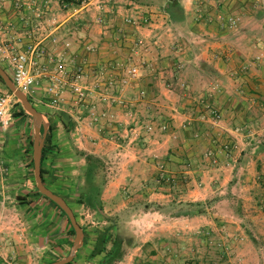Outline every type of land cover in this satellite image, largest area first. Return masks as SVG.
<instances>
[{"label":"crops","instance_id":"crops-1","mask_svg":"<svg viewBox=\"0 0 264 264\" xmlns=\"http://www.w3.org/2000/svg\"><path fill=\"white\" fill-rule=\"evenodd\" d=\"M103 1L106 4L91 0L77 5L53 30L55 36L63 35L74 57L94 73L100 63L129 52L125 49L129 42L115 39L111 26L120 29L126 17L150 19L137 31L123 27L129 30L130 41L141 36L145 40L146 49L138 56L144 64L140 85L148 91L144 109L140 113L111 111L113 105L108 111L110 122L120 126L137 117L155 125L166 122L168 131L136 135L137 130L121 126L115 130L118 135L109 137L70 135L67 140L50 135L42 169L44 165L47 169L60 166L51 163L53 157L63 162L61 155L70 150L66 170L80 180L74 183L83 199L104 208L98 209L101 215H133L139 200L159 206L171 199L213 200L223 208L208 214L209 230L230 228L222 214L236 217L238 230L257 238L256 242L251 239L249 247L264 264V65L255 60L264 57V0H256L262 9L249 3L253 0H214L204 6L193 0H157L158 4L153 0L144 5L137 0ZM170 17L175 19L170 21ZM97 18H103V25ZM242 67L247 72L241 73ZM208 150L214 152L217 165L202 160ZM92 163L100 180L90 179ZM158 163L190 180L171 181L179 189H170L169 181L160 180ZM145 209L141 214L150 221L147 226L156 227V220L164 217L162 209L159 213ZM216 217L223 220L215 223ZM198 218L191 217V224L198 223ZM44 230L42 238L47 240L43 246H51V234L61 231L63 243L67 242L65 224L46 225Z\"/></svg>","mask_w":264,"mask_h":264},{"label":"rangeland","instance_id":"rangeland-1","mask_svg":"<svg viewBox=\"0 0 264 264\" xmlns=\"http://www.w3.org/2000/svg\"><path fill=\"white\" fill-rule=\"evenodd\" d=\"M89 1L91 0H39L38 5L32 7L35 0H0V67L10 79L12 71L8 65V58L19 52L26 53L29 58H32V63L35 64L32 66L33 73L38 68H45L46 73L54 70L57 59L62 64H67L71 57L75 59L63 35L55 36L53 30L68 18L77 5L82 6ZM97 1L98 5L106 4L103 0ZM152 1L137 0L141 5ZM212 1L214 0H193L194 3L200 2L203 6ZM253 1L249 3L262 9L260 3ZM154 3L158 4L160 1L154 0ZM164 3L160 4V13L165 8L162 6ZM262 13L264 15V12ZM174 17H170L169 20L173 21ZM97 19L103 21V18ZM127 19H133L134 25H127L125 23ZM142 19H147V23L150 20L141 16L126 17L123 23L129 29L137 31L139 27L145 25ZM232 23L231 27L234 26L233 20ZM70 25L74 26L75 22L74 24L70 22ZM124 25H120V29L117 30L111 26L109 31H112V35H116L115 39L125 44L129 42V46H125V49L129 51L131 45L128 39L129 30L123 28ZM128 53L125 57L118 55L110 60L124 61ZM75 61L78 64L81 59ZM69 68L71 67L68 66ZM69 70L68 75L71 76L74 71ZM93 75L94 73L89 72L88 78L85 79L87 87L92 89L85 103L76 100L69 91L63 90L60 102L51 106L46 93L47 83L43 77L39 80L35 90L27 95L28 101L44 116V121L48 126L52 121L51 133L49 134L47 129L43 147L50 146L49 135H56L58 138L67 140L70 135H86L87 137L108 135L109 137V135H118L116 131L120 130L121 126L123 130L128 129L126 127L137 130L136 135L166 133L159 132L157 124L152 133L147 132V125L154 122L144 123L136 119L137 117H134L135 120L131 123H121V126L110 122L113 121L108 111L111 105L101 101L102 87L93 91L94 84H96V78ZM136 91L135 87L125 88L122 93L118 94L124 104L117 107L114 105L111 111L116 108L124 112L138 110L140 113V110L144 109L142 105L144 101L137 102ZM0 94L9 95L1 81ZM9 96L12 101L8 126L5 130H0V264H51L68 256L75 233L70 232L71 225L67 217L46 201L36 189L33 169L32 118L29 115L17 120L18 117L15 114L22 107L12 95ZM69 154L72 155L70 150L61 155L63 162L57 155L53 157L51 163L53 165L58 163L60 166L47 169L44 165L43 184L66 202L82 230V246L70 264H119L121 260H124L123 264H261L256 254L252 255V249L249 247L251 239L256 242L257 238L252 232L248 236L238 230L236 225L239 222L236 217L229 218L222 214L223 219L228 221L224 224L229 225L230 228L226 226L221 230H209L208 214L212 210L217 211L223 208L213 200L189 202L171 199L166 202V205L160 206L155 202L139 200L133 215H101L98 209L103 211L104 208L98 206L96 202L84 200L81 193L76 190L74 182H80V180L76 179V181L71 178L69 170H66ZM205 154L206 152L202 160H206L211 166L217 165L216 161L213 163L212 159L208 160ZM47 159L48 155L45 156V160ZM91 166L94 176L89 178H95V181L100 180L101 177L97 176L94 163ZM157 169L160 173V180L169 181V188H174L175 191H178L179 187L171 181L183 182L184 177L190 180L187 175L169 172L162 163H158ZM193 178L196 180L195 177ZM144 208L157 213H159V208L162 209L164 217L156 220L158 229L147 226L150 221L141 214ZM197 216H199V222L191 224V217L196 218ZM218 219L223 220L216 217L214 222H218ZM62 223L67 229V242L63 243L65 234L63 235L61 231L60 234L57 232L51 234L50 238L53 241L51 243L49 241L51 246H43L47 240V238H42L45 226L57 228L61 227ZM160 225L163 227L160 228ZM220 227L223 228V226ZM162 240L165 243L162 244ZM42 247L45 248L42 249Z\"/></svg>","mask_w":264,"mask_h":264},{"label":"built area","instance_id":"built-area-1","mask_svg":"<svg viewBox=\"0 0 264 264\" xmlns=\"http://www.w3.org/2000/svg\"><path fill=\"white\" fill-rule=\"evenodd\" d=\"M98 24H102V19H97ZM127 25H134L133 19L125 20ZM142 23L146 24L147 19H142ZM141 25L140 23H138ZM128 57L124 61L118 59L107 60L99 64L98 68L94 72V78H96V84L94 89L101 88V101L113 105H122L123 101L119 97V93H122L128 86L137 88V102H143L148 98V91L146 88L140 85L143 80V63L137 60L139 54L146 49L145 41L142 38H137L131 41ZM76 58L71 57L67 64H62L59 59L55 60V68L52 71L46 73L45 68H38L37 71L32 72V58H29L26 53L19 52L8 58V65L11 68L12 76L11 80L21 93L26 97L32 93L38 86L39 80L42 77L47 83L46 93L49 96L48 103L51 106L57 105L61 100V94L63 90L69 91L76 100L80 102H87L88 96L92 92V89L88 88L85 79L88 78L89 71L87 70L86 63L76 64ZM258 63L264 65V57H257L255 59ZM70 66L74 73L69 76ZM247 67L241 68V73L247 72ZM45 72V73H44ZM83 81V82H82ZM99 83V84H98ZM11 97L7 94H0V130H5L8 126L9 110L11 107ZM209 107H206V110ZM216 116V115H215ZM155 124L150 123L147 125L146 130L149 133L154 131ZM159 132H167L168 124L166 122L158 125ZM205 156L208 160L212 159L215 163L214 152L206 151Z\"/></svg>","mask_w":264,"mask_h":264},{"label":"water","instance_id":"water-1","mask_svg":"<svg viewBox=\"0 0 264 264\" xmlns=\"http://www.w3.org/2000/svg\"><path fill=\"white\" fill-rule=\"evenodd\" d=\"M0 79L7 91L20 103L22 110L31 116L33 123V169H34V180L36 184L37 191L46 199L55 204L67 217L70 222L71 227L75 233V238L73 245L68 256L60 261L51 263V264H70L74 259L76 252L82 246L83 233L80 227L78 226L74 214L66 202L48 190L41 178V156L42 149L44 145V140L46 137L48 124L44 121V116L39 113L28 101L27 97L16 89L10 77L5 73V71L0 67ZM42 132V134H41Z\"/></svg>","mask_w":264,"mask_h":264},{"label":"trees","instance_id":"trees-1","mask_svg":"<svg viewBox=\"0 0 264 264\" xmlns=\"http://www.w3.org/2000/svg\"><path fill=\"white\" fill-rule=\"evenodd\" d=\"M0 81H1V79H0ZM2 82V81H1ZM8 94L9 95H11V93L8 91ZM18 104V103H17ZM19 105V104H18ZM15 116L16 117H21V116H29V115H27L23 110H22V108H20V110L18 111V113H16L15 114ZM51 130H52V127H51V125L50 126H48V133L50 134L51 133ZM48 134V135H49ZM50 136V135H49ZM44 152H45V146L43 147V149H42V156H41V164H42V162H43V159H44ZM40 168H41V178H42V182H44V179H43V174H44V171H43V169H42V167H41V165H40ZM43 197V196H42ZM46 201H48V202H50L54 207H56L63 215H64V213L55 205V204H53L51 201H49L48 199H46L45 197H43ZM68 221V220H67ZM70 232L72 233V234H74V231H73V228L70 226Z\"/></svg>","mask_w":264,"mask_h":264}]
</instances>
